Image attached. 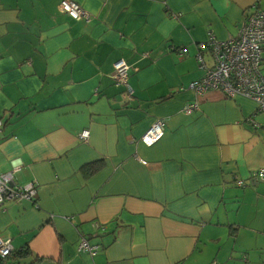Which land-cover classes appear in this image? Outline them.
I'll use <instances>...</instances> for the list:
<instances>
[{"label": "crops", "instance_id": "crops-1", "mask_svg": "<svg viewBox=\"0 0 264 264\" xmlns=\"http://www.w3.org/2000/svg\"><path fill=\"white\" fill-rule=\"evenodd\" d=\"M62 1L0 0V175L37 193L0 208L14 264H264V113L190 88L264 0Z\"/></svg>", "mask_w": 264, "mask_h": 264}, {"label": "built area", "instance_id": "built-area-1", "mask_svg": "<svg viewBox=\"0 0 264 264\" xmlns=\"http://www.w3.org/2000/svg\"><path fill=\"white\" fill-rule=\"evenodd\" d=\"M60 10L68 14L77 21H90L91 15L83 10L79 4L72 0H63ZM206 45H201L204 52ZM214 59V66L207 67L202 53L198 55L204 76L194 82L190 88L200 95L212 90L223 91L230 97L243 96L257 104L256 114L264 113V77L261 71L264 53V11L256 12L249 16L239 37L225 43L212 41L210 46ZM131 67L126 61H118L115 64L113 79L117 86L128 87L129 72ZM197 104H189L185 107L187 114L198 110ZM165 122L155 121L147 133L142 137V142L151 147L160 142L165 136ZM4 127V122L0 120V133ZM82 139L90 137L89 131L82 133ZM18 169L13 172L0 175V208L7 202L13 200H33L36 197V186L29 184L20 187L15 175ZM255 177L264 179V169L257 172ZM244 186L243 182H239ZM80 249L84 252L95 255L96 247L90 246L85 240L81 243ZM10 241L0 238V257L6 258L13 253Z\"/></svg>", "mask_w": 264, "mask_h": 264}, {"label": "trees", "instance_id": "trees-1", "mask_svg": "<svg viewBox=\"0 0 264 264\" xmlns=\"http://www.w3.org/2000/svg\"><path fill=\"white\" fill-rule=\"evenodd\" d=\"M28 254L30 253L28 252L15 253L13 251V253L6 258L0 257V264H14V262L24 259L26 256H28Z\"/></svg>", "mask_w": 264, "mask_h": 264}, {"label": "rangeland", "instance_id": "rangeland-1", "mask_svg": "<svg viewBox=\"0 0 264 264\" xmlns=\"http://www.w3.org/2000/svg\"><path fill=\"white\" fill-rule=\"evenodd\" d=\"M262 66H263V63H262V65H261V70H262Z\"/></svg>", "mask_w": 264, "mask_h": 264}]
</instances>
